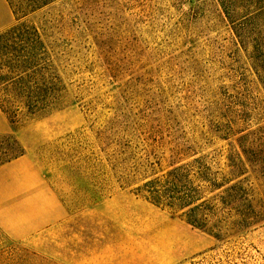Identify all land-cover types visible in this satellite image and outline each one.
I'll list each match as a JSON object with an SVG mask.
<instances>
[{
	"label": "rangeland",
	"instance_id": "374dc122",
	"mask_svg": "<svg viewBox=\"0 0 264 264\" xmlns=\"http://www.w3.org/2000/svg\"><path fill=\"white\" fill-rule=\"evenodd\" d=\"M247 15L229 20L218 0H56L27 18L65 98L17 129L4 115L0 134L19 140L67 213L27 240L0 228V264H264V218L218 241L134 193L172 163L216 155L225 168L241 154L264 203V68L235 32ZM15 23L0 0V33Z\"/></svg>",
	"mask_w": 264,
	"mask_h": 264
},
{
	"label": "trees",
	"instance_id": "16d2710c",
	"mask_svg": "<svg viewBox=\"0 0 264 264\" xmlns=\"http://www.w3.org/2000/svg\"><path fill=\"white\" fill-rule=\"evenodd\" d=\"M6 1L16 23L0 33V110L17 129L23 119L45 117L59 109L66 86L49 45L39 29L27 21L30 15L56 0ZM218 2L229 20L239 16L241 10L248 13L244 18L248 21V31L235 32L240 39L247 32L251 58L258 68H264V0ZM255 52L260 54L259 58L254 56ZM23 155L25 149L18 139L0 134V167ZM254 158L259 164L256 171L259 187L264 189V152L255 153ZM246 161V156L244 160L238 154L227 157L225 168L219 166L216 155L172 163L161 175L154 172L144 179L134 193L179 215L216 240H223L248 231V227L264 218V203L258 209L249 194L254 188L248 186L245 176Z\"/></svg>",
	"mask_w": 264,
	"mask_h": 264
},
{
	"label": "crops",
	"instance_id": "0c3cea01",
	"mask_svg": "<svg viewBox=\"0 0 264 264\" xmlns=\"http://www.w3.org/2000/svg\"><path fill=\"white\" fill-rule=\"evenodd\" d=\"M4 6L9 5L1 0ZM0 110V133L5 131ZM60 198L45 183L28 156L0 167V228L15 240H27L56 226L66 218ZM108 262V261H107ZM101 264H123L118 259Z\"/></svg>",
	"mask_w": 264,
	"mask_h": 264
}]
</instances>
